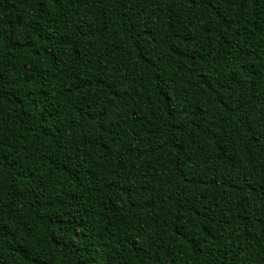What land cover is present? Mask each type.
Here are the masks:
<instances>
[{"label": "trees", "instance_id": "trees-1", "mask_svg": "<svg viewBox=\"0 0 264 264\" xmlns=\"http://www.w3.org/2000/svg\"><path fill=\"white\" fill-rule=\"evenodd\" d=\"M0 264H264V0H0Z\"/></svg>", "mask_w": 264, "mask_h": 264}]
</instances>
